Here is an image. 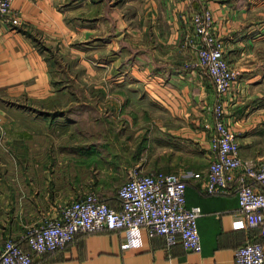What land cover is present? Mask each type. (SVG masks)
<instances>
[{
    "label": "crops",
    "instance_id": "1",
    "mask_svg": "<svg viewBox=\"0 0 264 264\" xmlns=\"http://www.w3.org/2000/svg\"><path fill=\"white\" fill-rule=\"evenodd\" d=\"M203 10L213 14V32L236 73L221 97L227 124L239 142L241 158L263 163L256 156L261 132L255 128L264 131V0L11 1L10 12L0 15V246L10 239L25 249L28 228L56 216L62 206L56 202L62 197L82 194L71 191L65 197L55 189L52 170L60 165L61 146L52 140L35 144L33 138L44 132L47 141L57 131L56 119H50L61 87L52 79L48 58L64 50L76 59L71 46L83 38L85 55L93 61L84 68L85 82L92 83L93 66L100 67L104 79L115 77L117 91L123 93L104 99L105 105L116 106L110 112L134 113L135 118L138 111L130 106L145 104L158 112L154 116L149 110L159 121L157 167H171L167 163L174 156L183 161L191 157L196 163L179 174L186 176L187 205L202 211L197 220L202 249L192 253L180 244L168 246L162 237L149 238L142 230L133 233V246L124 248L121 230H103L76 233L61 249L33 254L30 264H234L237 247L258 241L264 248L258 228L237 227L234 190L208 195L202 189L215 132L212 108L220 99L210 78L193 66L196 52L188 43L194 37L192 16ZM125 89L130 94L139 89V94L126 96ZM149 112L141 108L139 113ZM10 113L26 125L30 120L44 126L8 127ZM138 120L128 124L135 128ZM137 130L133 135L141 138ZM131 158L135 161L134 155ZM198 173L202 178L191 176ZM104 199L109 207H117L116 197Z\"/></svg>",
    "mask_w": 264,
    "mask_h": 264
},
{
    "label": "built area",
    "instance_id": "2",
    "mask_svg": "<svg viewBox=\"0 0 264 264\" xmlns=\"http://www.w3.org/2000/svg\"><path fill=\"white\" fill-rule=\"evenodd\" d=\"M12 0H0V15L10 12ZM194 37L188 43L196 52L193 66L212 81L219 101L212 108L214 135L209 142L210 162L204 175L203 192L224 195L235 191L238 228H258L264 237V162L242 159L239 142L229 128L221 97L236 79L223 55V44L214 34L210 10L192 16ZM202 178L198 174L191 175ZM187 184L182 176L163 171L132 172L116 192L117 207L107 206L93 194H84L60 207L54 217L27 229L25 249L13 240L0 246V264H30L33 254L53 252L71 242L76 233L121 230L122 247L133 246V233L142 230L149 238L162 237L168 246L180 244L192 253L201 252L198 206H187ZM234 264H264V248L249 241L236 248Z\"/></svg>",
    "mask_w": 264,
    "mask_h": 264
},
{
    "label": "rangeland",
    "instance_id": "3",
    "mask_svg": "<svg viewBox=\"0 0 264 264\" xmlns=\"http://www.w3.org/2000/svg\"><path fill=\"white\" fill-rule=\"evenodd\" d=\"M81 6L83 7V5ZM77 12L83 14L84 8H78ZM84 45L82 38V41H76V44L73 45L74 48L71 46V50L76 51V59L68 58L64 50H61V54L55 53L54 56H50L49 68L52 79L57 80L59 82L58 86L61 87V90H59L61 92L58 94V105L54 106L52 111L54 117L50 119L51 122L56 119L57 123L54 122L53 128L57 131L52 134L51 139L47 137L49 141H46V137L43 135L44 132L40 136L34 134L33 138L35 144L44 145L52 140V143L61 146L60 165L55 166L52 170L56 182L55 189L59 190L62 196L71 191L82 193L67 200L62 197L63 199L57 201L56 205L63 206L65 203L88 193L93 194L101 201H106L105 197H115L117 189L134 171L141 174L163 171L180 175L181 171L187 172L190 170V166L196 164L191 157L183 161L182 157L178 159L174 156L173 161L167 163V167L169 165L171 167H157L155 162L157 146L155 143L156 138L159 142L161 138L159 137V121L154 117L158 113L155 108H152L149 104L130 106L138 111L135 118L139 120L135 128L130 126L132 120L135 119L132 116L134 113L117 115L115 111L110 112L109 109L116 106L105 105L104 99L114 96L122 97L120 95L123 93L117 91L120 85H117L115 77L106 81L103 73L98 70L100 67L95 66H93L94 74L88 80L92 83H86L84 68L89 67L93 61L85 55ZM98 61H101V59H98ZM130 93V89L125 91L126 96H133L139 94V89L135 91V94ZM141 108L148 112L149 110L152 111L154 116L150 115V112L140 114ZM9 115L8 127L25 125V127L33 129V127L40 126L30 120L29 125H26L24 119L15 117L13 113ZM122 122H125L128 129H122ZM128 122H130V125ZM41 126L43 127L44 124L42 123ZM145 128L149 132L144 131ZM134 129H138L137 131L142 135L141 138L134 137ZM255 130L261 132L258 134L259 143L256 156L264 161V131L257 128ZM137 131H135V134ZM140 140L141 144L139 143L137 150V142ZM90 147L91 150H89ZM133 155L135 161H132L131 157ZM166 159H169V157ZM181 163L182 165L185 163V166L179 169ZM91 176L93 178L92 183L91 181L88 182ZM182 177L185 178L186 176Z\"/></svg>",
    "mask_w": 264,
    "mask_h": 264
},
{
    "label": "trees",
    "instance_id": "4",
    "mask_svg": "<svg viewBox=\"0 0 264 264\" xmlns=\"http://www.w3.org/2000/svg\"><path fill=\"white\" fill-rule=\"evenodd\" d=\"M42 49V47H41ZM51 56V55H50ZM48 60L50 61V57L48 58ZM138 147H139V144L137 145V150H138ZM89 150H91V147L89 148ZM138 152V151H137ZM117 192V191H116ZM116 195V194H115ZM106 205H107V202L106 201H103ZM108 206V205H107ZM188 206V205H187ZM54 252V251H53ZM31 262V261H30Z\"/></svg>",
    "mask_w": 264,
    "mask_h": 264
}]
</instances>
